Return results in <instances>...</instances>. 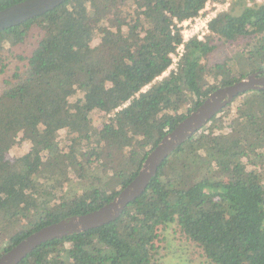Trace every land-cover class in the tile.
I'll list each match as a JSON object with an SVG mask.
<instances>
[{
  "label": "trees",
  "instance_id": "obj_1",
  "mask_svg": "<svg viewBox=\"0 0 264 264\" xmlns=\"http://www.w3.org/2000/svg\"><path fill=\"white\" fill-rule=\"evenodd\" d=\"M19 1L0 0V9ZM206 2L65 0L0 30V255L110 201L209 92L264 70V3L231 0L159 78L183 41L179 24ZM240 38L244 48L209 63L218 40ZM240 96L178 146L116 219L44 241L18 264H157L169 224L211 264H264V90ZM64 127L76 134L66 145ZM21 131L31 146L11 156Z\"/></svg>",
  "mask_w": 264,
  "mask_h": 264
},
{
  "label": "water",
  "instance_id": "obj_2",
  "mask_svg": "<svg viewBox=\"0 0 264 264\" xmlns=\"http://www.w3.org/2000/svg\"><path fill=\"white\" fill-rule=\"evenodd\" d=\"M64 1L22 0L6 6L0 9V30L52 10ZM252 89L264 90V70L250 72L239 80L209 92L195 109L168 130L148 151L136 174L110 201L90 212L65 217L31 232L0 255V264H18L44 241L82 232L116 219L145 190L158 167L178 146L236 97Z\"/></svg>",
  "mask_w": 264,
  "mask_h": 264
},
{
  "label": "rangeland",
  "instance_id": "obj_3",
  "mask_svg": "<svg viewBox=\"0 0 264 264\" xmlns=\"http://www.w3.org/2000/svg\"><path fill=\"white\" fill-rule=\"evenodd\" d=\"M230 1L231 0H213L208 5V8L210 10H215L217 9L218 6L219 13L223 11H227L229 9V5L226 8H224V6L226 2L230 3ZM258 3H264V0L258 1ZM213 4H216V6H213ZM187 28H189V26H187ZM183 29L184 27H182V30ZM89 43L91 49H93L94 51L97 48H99V38H97V36H95L92 41H89ZM247 44L248 41L241 38L232 42L231 41L223 42L222 40H218L217 48L210 54L208 58L209 63L211 65L215 63H219L220 61L223 60L224 57L231 56L236 50L244 48L245 45ZM170 70L166 71L159 78L166 76L170 72ZM240 98L241 96L239 95L230 104L232 110H235L236 104L238 103ZM98 116H100L99 112L97 111L92 112L91 113L92 121L99 123ZM219 116L229 119L230 113L227 114L226 112H222L217 115V117ZM50 119L56 121L54 116H51ZM216 123H218V120H214L212 122L210 121L203 127H205L206 130H209ZM226 123L227 121H225V124ZM223 127L222 129L225 128ZM58 132H59V139L65 145L68 142H70L72 136L76 135L75 131H72L67 127L59 128ZM23 136H25L23 131H21V133H18V135L16 136L15 144L9 150L11 156H15V157L22 156L28 150V147L31 146L30 141L28 139H25ZM159 231H160L159 232L160 239L158 240L157 254H156L157 264H211L202 254V251L195 244L189 242L183 235H181L175 229L174 224H169L164 228H160Z\"/></svg>",
  "mask_w": 264,
  "mask_h": 264
},
{
  "label": "built area",
  "instance_id": "obj_4",
  "mask_svg": "<svg viewBox=\"0 0 264 264\" xmlns=\"http://www.w3.org/2000/svg\"><path fill=\"white\" fill-rule=\"evenodd\" d=\"M213 0H207L205 6L198 12V14L190 19L182 21L179 26H181V34H182V43L177 46L174 53H171V64L166 69V71H169L170 69H175L177 61L179 57L181 56L183 50H184V43L188 41L192 37H196L199 40H202L206 33L209 31V22L212 18H214L219 12H218V6L215 10H210L208 8V5ZM261 1V0H246L248 5H251L254 2ZM228 5H230L229 2H226L224 8H226ZM213 6H216V4H213ZM189 26V28H187ZM182 27L184 29L182 30ZM165 71V72H166ZM163 72V74L165 73ZM160 77V76H159Z\"/></svg>",
  "mask_w": 264,
  "mask_h": 264
}]
</instances>
